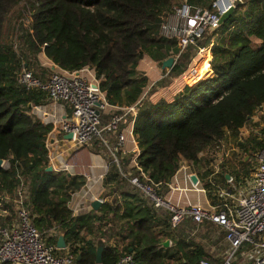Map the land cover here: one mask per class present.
Instances as JSON below:
<instances>
[{
  "label": "trees",
  "instance_id": "1",
  "mask_svg": "<svg viewBox=\"0 0 264 264\" xmlns=\"http://www.w3.org/2000/svg\"><path fill=\"white\" fill-rule=\"evenodd\" d=\"M178 1L210 7L215 0H0V160L6 161V168H0V206L9 213L0 216V228L16 213L15 200L24 186L32 224L47 244L57 245L62 234L76 264H97L100 241L105 243L101 264H117L125 255L133 257V264L220 262L189 235L200 226L213 232L212 223L188 222L174 230L170 213L155 208L136 187L105 204L100 215L74 216L69 203L87 180L82 175L48 171V139L54 126L43 123L35 107L50 99L19 82L23 70L41 77L50 73L36 65V57L43 54L62 71L92 69L115 113L136 105L151 85L138 70L143 61L147 58L163 66L181 52L175 42L160 36L165 14ZM242 1L218 32L212 51L216 74L192 89L185 87L171 100H145L135 121L133 132L140 153L133 175L154 184L160 195L184 163L198 173L212 199L218 198L217 188L227 185L226 174L239 187L252 179L257 167L252 161L264 149V116L252 128L258 132H251L245 141L239 135L259 111L264 112V0ZM11 17L20 18L15 22L20 36L16 31L8 42L5 28ZM252 38L259 41L258 47ZM195 55L194 46L182 52L172 78L181 76ZM228 136L245 159L239 160V169L224 164L225 172L212 176L209 154L221 149ZM122 162L118 167L112 160L105 185L124 180L119 168L128 161ZM127 202L134 206L133 212ZM52 229L59 235L50 234ZM98 232L100 240L95 236ZM166 239L174 240V245L164 247Z\"/></svg>",
  "mask_w": 264,
  "mask_h": 264
},
{
  "label": "built area",
  "instance_id": "2",
  "mask_svg": "<svg viewBox=\"0 0 264 264\" xmlns=\"http://www.w3.org/2000/svg\"><path fill=\"white\" fill-rule=\"evenodd\" d=\"M242 3V0H215L210 7H203L183 2L165 14L160 36L175 42L181 49L180 54L194 46L195 57L198 58L181 76L174 78L179 83L176 94L185 87L192 89L212 76V51L222 26L221 17L231 9L235 12ZM180 54L172 57L173 67ZM19 82L27 90L47 94L57 108L62 105L66 109L65 116L60 119L51 116L43 105L35 107V113L43 123L53 124L54 130L58 124V130L66 136L71 134V141L79 146H86L101 138L105 130L117 133L119 146H122L125 135L120 130L121 125L129 116L136 121L143 103L149 97L148 93L156 85L152 83L136 105L122 109L120 113H113L108 126L104 127L102 114L109 106L92 69L69 73L56 68L45 77L23 70ZM256 116H264V112L261 110ZM131 183L155 208L170 213V223L174 230L186 221L194 224L211 222L221 226L226 231L225 239L229 247L220 264H264V149L258 156L252 179L245 186L239 187L230 177L227 180L229 187L218 192V206L210 209L199 204L173 203L160 195L154 184L141 182L137 176L131 179ZM194 188H198L197 183ZM26 192L24 186L18 190L15 200L16 222L10 227L0 228V264H76L72 254L57 255V248L43 240L41 233L32 224L26 207ZM133 263V257L125 255L117 264ZM200 264L215 263L204 259Z\"/></svg>",
  "mask_w": 264,
  "mask_h": 264
},
{
  "label": "crops",
  "instance_id": "3",
  "mask_svg": "<svg viewBox=\"0 0 264 264\" xmlns=\"http://www.w3.org/2000/svg\"><path fill=\"white\" fill-rule=\"evenodd\" d=\"M193 60L192 62H194ZM192 64L193 63H191L189 67L192 66ZM140 66L142 67V64ZM54 69L56 68L52 64V66L50 67V70L53 71ZM138 70L141 73L145 72V70L140 69V67L138 68ZM143 74L146 75L150 79V77L147 74L145 73ZM152 83L153 82H151V84ZM170 88H171V91L174 90V93L177 92L176 87L174 88L172 86ZM149 97L147 99L148 101L156 102L154 101V97H150L151 99ZM52 103L53 102L49 100L46 105H43L44 106L43 108H45L50 113V115L51 114L54 115V118L56 119H60L61 117L65 116L66 109H64L62 105L60 106V108H57L54 105V103L53 104ZM115 111H117V109H111L110 107H108V109L104 112V115L102 116V125L104 127L108 126L111 120L110 115H108L110 114L109 112H111V115H113ZM134 124H135V120L133 119L132 116H129L126 118L125 123L121 125L120 130L125 135V142L122 144V146H119L117 133L111 132L109 130H105L103 133V136L99 138L100 141L99 139L94 140L93 142H91L90 144L86 145L83 148H78V147L73 148L77 145L74 142H72L71 139H69L66 135L62 134L58 130V126H59L58 124L57 126H55V130L50 135V138H49V143L51 145V148L49 147L50 159H51L50 166L51 167L53 166V172H66L70 176L71 175H82L87 180L86 185L79 192L73 194L71 201L69 203V208L73 212L74 216L87 215L91 212H95L98 215H100L99 211L102 209V207L105 204H108V203L112 204L115 199H121L122 198L121 194L134 192V185L131 183V179L135 177V175L133 174L136 173L134 170L135 168H137V157L140 153V150H139V147L136 141V137L133 132ZM229 138L232 139L231 137ZM74 149L77 150V153L74 155L75 157L77 156L75 164H79L81 168L83 166V163H86L83 166V168L85 169L84 171L82 170L81 171H71L70 168L72 165H71L70 160L65 161V158H67L70 155L69 153L73 152ZM83 150L85 151L87 150L86 151L87 154H84V153L80 154V152H82ZM119 152H120V157L119 156L117 157V154ZM125 159L128 161V164H126L123 169L119 168L124 178L121 184L105 185L104 179L106 175L110 172V169L112 166V160L113 162L117 164L118 167H120L119 162L120 161L122 162V160H125ZM122 165H123V162H122ZM213 171L214 172L212 176H215L216 174L221 172V171H216L214 169ZM194 175L198 178V182H197L198 188L197 189L194 188V185L196 183H193L192 181V176ZM223 187H225L223 189H227L229 185L227 184ZM220 190L221 189L217 188L215 192V195L217 197H218V192ZM161 191H162L161 193L162 196L170 200L173 203L180 204V205L199 204L206 209H210L215 206H218L219 200H220L219 198L212 199L208 196V192L202 185L201 180L198 176V173H193L191 168L187 165V163H184L181 166V168L179 169V171L177 172L173 180L168 184L167 187H165L164 189L161 188ZM96 200H99L101 202V206L99 207L98 210H95L92 206V203ZM1 207L2 205L0 206V216H8L9 213L6 210H2ZM126 207L130 211L132 212L134 211V206L130 202L126 203ZM16 220H17V211L12 216H10L9 224L6 225V227L12 226L16 222ZM188 222L189 221L184 222L180 227H184ZM207 223H211V222H207ZM108 227H111V225L109 224L106 228L108 229ZM111 232L113 233L114 230H112ZM50 234L55 235V236L59 235L56 229L50 230ZM61 236L63 235L61 234L60 237ZM95 236L96 238H99L100 240L102 235L98 232L96 233ZM225 237H226V233L224 234V241L226 242ZM100 242H103V241H100ZM110 242L113 243V240ZM166 242L168 243V246H165ZM174 242H175L174 240L166 239L163 245L164 247H172L174 245ZM226 244H227V247L225 250L227 251L229 246L227 242ZM53 246L57 248L56 252L57 250H64L62 253H60V255H66L69 252L67 246L65 249H59L58 244L53 245ZM215 248L217 247L215 246ZM210 251H211V248H210ZM211 253L214 255L215 259L220 258V255H217L216 252L211 251ZM221 262H222V259L220 258V262H217V263L220 264Z\"/></svg>",
  "mask_w": 264,
  "mask_h": 264
},
{
  "label": "rangeland",
  "instance_id": "4",
  "mask_svg": "<svg viewBox=\"0 0 264 264\" xmlns=\"http://www.w3.org/2000/svg\"><path fill=\"white\" fill-rule=\"evenodd\" d=\"M181 3H183V2L178 1L176 3L177 5H175V6H178ZM18 9L19 8H17L15 10V12ZM19 19L11 17V19L8 20V22H7V25L5 28V34H6V39L8 42H11L12 38L15 37L16 31H18V36H20L19 29L15 25V22H18ZM23 24L25 26H28V24L25 21ZM25 28H27V27H25ZM252 39H253L254 47L255 48L258 47L259 41L256 38H252ZM193 59L194 60L196 59V61L198 60V58H196L195 56ZM36 61H37L36 65L38 67L39 66L42 67L41 69H44V72H47V74L49 72L50 73L52 72L51 71L52 69L50 70L52 63L50 61H48L43 54H40L39 56H37ZM176 65H178V62ZM150 66H151V68H150ZM140 69L145 70V72H143V73L147 74L150 77L151 82H153L154 84L156 83L155 87L152 88L150 90V92L148 93V95L150 97H154V101H159L161 99L171 100L173 98V96L176 95V93H174V90L171 91L170 87L173 86L174 88L175 87L178 88L177 86L179 85V83L175 82L174 78L172 79V77H173L172 75H173L174 71H172V70L169 71L170 68H163V66H160L159 64H155L150 59L146 58L144 60V62L142 63V67L140 66ZM215 74H216V66H214V73H212V76H214ZM164 80H166V81H164ZM156 87H158V88H156ZM260 120H262L261 116H255L254 120L252 121V124H249L246 128H243L241 130L240 135H239L240 141L247 140L248 137L250 136L251 132H254V131L258 132L259 131L256 127H255V130H253L252 128H254V126L257 125ZM97 139H99V138H97ZM99 141H100V139H99ZM48 144H49V147L51 148L50 143H48ZM76 147L83 148L85 146L79 147V145H77L73 148H76ZM86 151L83 150L82 152H80V154L81 153L87 154ZM76 153H77V150L74 149V151L70 152L69 153L70 155L67 158H65V161L70 160L71 165H72L70 168L71 171H81V170L84 171L85 169L83 168V166L86 163H83V166L81 168H80L79 164H75L77 156L75 157L74 155ZM80 154H78V155H80ZM209 155L211 157V162L213 163L212 166H211V164H210V166L212 168L214 167L213 169L216 171H223V172H225V170L222 169V166L224 164L226 165L227 168L239 169L241 166V164L239 162L241 160L245 159V156L241 152V150L238 148L236 141H234L233 139H230L229 137H227L223 141V145H222L221 149L214 152L213 156L211 154H209ZM247 160H248V158H247ZM257 161H258V157H257V160L254 159L252 161V163L254 164L255 167L257 166ZM213 228H214L213 232H210L207 230V227H202V226L195 227L196 231L195 232L192 231V233L191 234L189 233V235L191 236V240L204 244L209 250L211 248V251L216 252V254L220 255V258L222 259L225 256V252H226L225 249L227 247V244L224 241L225 231L221 226H219L217 224H213ZM215 246L217 248H215Z\"/></svg>",
  "mask_w": 264,
  "mask_h": 264
},
{
  "label": "water",
  "instance_id": "5",
  "mask_svg": "<svg viewBox=\"0 0 264 264\" xmlns=\"http://www.w3.org/2000/svg\"><path fill=\"white\" fill-rule=\"evenodd\" d=\"M234 13V9L229 10L227 13H225L222 17H221V25H223L227 19H229V17ZM174 64V59L173 58H169L168 60H166L163 64V68H172ZM69 139L72 138V135H68L67 136ZM6 166V161L4 160H0V168H3ZM49 172H53V167H49L48 168ZM231 176L229 174L226 175V179H229ZM192 181L193 183H197L198 182V178L194 175L192 176ZM92 206L95 210H98L99 207L101 206V202L99 200H96L92 203ZM165 246H168V243H165ZM58 248L59 249H65L66 248V242H65V238L64 236H61L58 240ZM105 250V244L103 242H100L98 244V248H97V264H101L102 263V257H103V252Z\"/></svg>",
  "mask_w": 264,
  "mask_h": 264
}]
</instances>
